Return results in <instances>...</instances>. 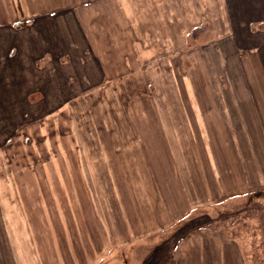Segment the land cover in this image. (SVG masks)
<instances>
[{"label": "rangeland", "instance_id": "1", "mask_svg": "<svg viewBox=\"0 0 264 264\" xmlns=\"http://www.w3.org/2000/svg\"><path fill=\"white\" fill-rule=\"evenodd\" d=\"M66 1L68 4H63ZM83 1L94 2L80 8V14L84 20L87 18V30L91 28L90 32H94L89 38L107 78H113V82L103 84L100 80V83H95L96 78L92 79L88 100H79L83 115L48 116L42 120H35L39 118L37 116H27L25 131L8 132L4 136L0 133V221L14 222L21 236L18 243L11 234L10 243L6 244L8 238L1 237L2 232L0 234V257H10L9 264H13L12 257L15 258L14 264H39L35 258V244L28 240V229L22 228L24 216L21 202L24 201L30 208L34 202L44 198L50 206L55 199L63 205L69 203L66 193V187L69 188L71 182L69 171L78 175H81L80 172L86 173L89 190L93 194L86 200L80 196L82 203L98 208L101 220L105 221L106 235L116 243L111 252L121 248L123 258L129 259L139 246L138 242L130 246L134 243L130 240L135 236L130 228L129 211L140 224H145L146 215L148 219L161 218L162 211L166 218V207L169 208V215L174 216L175 209L192 202L195 187L204 184L203 178L195 180L194 173L190 172L194 151L198 155L196 148H193L194 143H191L193 132L177 130V124H188V119L194 123L192 116L187 117L186 112L183 113V110L191 112L189 97L193 93V85L195 87L197 84L203 93H207L216 84L210 77L225 75L222 64L230 63L227 64L230 66L234 61L263 55L256 47L264 43V16L249 23L248 35L247 29L235 22L231 27L226 14L227 10L230 11L226 0H217L223 13L217 29L203 20L184 39L176 36L175 42L170 36L176 28L165 29L161 25V0H75L72 5L81 7L85 5ZM179 1L183 0H170V4L173 3L171 7L176 8ZM67 8L69 10V0H0V27L18 28L23 32L30 27H42L45 19L58 17ZM251 11L255 13L254 9ZM134 23L137 25L136 31L132 27ZM47 63L46 60L41 61V65ZM1 71L0 68V76ZM201 78L202 82L199 83ZM166 109L171 111V115L165 114ZM166 119L170 122L169 136L163 132ZM43 121L48 122L44 127L47 132L44 133L50 135L52 140L69 139L71 134L81 142L40 143V123ZM32 140L34 142L30 143ZM176 141L184 143V146L186 143L184 165L182 157L177 159L178 164L173 163L177 162L173 157L174 149L166 145L167 149L163 150L160 145ZM116 144L122 148V157L120 163L113 165L112 151ZM216 144L224 165L226 157L221 152L224 143ZM244 149L248 157V146ZM237 152L241 154L240 149L230 148V168H235ZM161 153L170 158V165L164 162ZM201 159L202 168L206 170V166L203 167L204 157L201 156ZM117 165H120L125 176L120 179L122 189L124 186L133 189L136 184L139 192L137 196L135 192L129 194L126 200L123 197L120 213L117 212L119 198L114 196V187L117 189L119 186V179L115 178L114 173V166L118 168ZM248 165L251 170L254 164L248 162ZM170 169L169 179L166 176ZM125 171L133 175L140 173L145 179L131 180ZM18 174L23 177L20 181ZM76 179L71 184L74 188L86 185L81 178ZM18 186L27 190V196H19ZM56 187L57 196H43L42 192ZM28 190L32 195H28ZM35 190L42 195L33 196ZM254 195L255 200H249L251 195H247L222 208L223 211H236L240 217L238 223L234 227L216 226L214 230L217 234L212 238L207 237L203 245L193 244L192 241L199 238L198 223L209 225V220H196L195 225H186L180 230L179 238L166 246L164 259L169 258V264H264V190ZM124 200L127 205H124ZM250 207L252 209L247 211ZM11 231L14 232L13 229ZM52 231V234L49 229H46V233L44 231L42 246L43 250L44 247L47 250L48 258L55 260L69 253V244L61 227ZM172 231L171 228L170 233ZM145 232L143 227L138 234ZM156 237L161 239V235ZM179 239L182 240L180 243ZM154 241V246L151 244L149 247H155L153 255L159 256L156 252L161 251V246L157 245L159 242L156 239ZM147 249V246L141 245L138 251ZM41 262L44 264L43 257ZM158 262L161 263L160 260Z\"/></svg>", "mask_w": 264, "mask_h": 264}, {"label": "crops", "instance_id": "2", "mask_svg": "<svg viewBox=\"0 0 264 264\" xmlns=\"http://www.w3.org/2000/svg\"><path fill=\"white\" fill-rule=\"evenodd\" d=\"M73 1L69 0V10L67 8L60 12L58 17H48L44 20L42 27H30L24 32L18 28L0 27V36L2 32V38H0V68L2 70L0 76V133L3 136L8 132L25 131L27 116H37L39 118L35 120H42L43 117L48 116L83 115V107L79 104V100H88L92 79L96 78L95 83H100V80L103 84L113 82V78H107L89 38V35L94 32L92 30L90 32L91 28L87 30L85 23L87 18L85 17L84 20V16L80 14L82 12L80 8L83 6L85 8L86 5L94 2L83 1L85 5L75 7ZM234 3L233 0H226L230 10L226 12L230 25L233 27L235 22L245 27L249 35V23L264 16V0H236ZM63 4L68 3L66 1ZM171 4L170 0H161L160 20L165 29L172 26L176 28L171 36L168 34L173 42L177 40L176 36L184 39L187 33L192 32L203 20L215 29L221 25V14L223 13L220 12L217 0H183L178 2L176 8L171 7ZM234 8L238 10L235 11ZM251 9H254L255 13ZM132 27L135 31L137 30L135 23ZM256 49L262 51L263 55L258 54L259 57L255 59H240L232 62L230 66L227 65L230 63L222 64L225 68V75L218 76L217 74L210 77V80L216 84L215 88L211 87L209 92L203 93L201 88L196 86L197 84L195 87L193 85V93L189 97L192 113L186 110H183V113L186 112L187 117L192 116L194 123H190L188 119V124H177L179 132H193L191 143H194L193 148H196L198 155H195L194 151L190 172L194 173L195 180L204 179L203 185L199 184L195 187V196L189 205L183 204L181 208L175 209L174 216L169 215V208L166 207V218L163 215L164 211L161 212L159 219L153 217L148 219L146 215L145 224L137 222L129 211L130 228L135 236V239L130 240L134 242H130V246L137 242L139 246H136L137 251L127 261L122 256L121 248L116 252H111L116 243L106 235L105 221L101 220L102 216L98 208L82 203L83 198L80 196L86 200L93 194L89 190L86 173L80 172L81 175H78V173L69 171L71 182H69V188L66 187L69 203L63 205L55 199L50 206L44 198L34 202L30 208L24 201L21 202L24 216L22 228L28 229V240L35 244V258L38 263L42 264L41 257H43L44 264H169V258L164 259L163 252L166 246L179 238L180 230L186 225L189 226L190 223L195 225L196 220H209V225H202L201 222L198 223L199 226L197 225L199 238H194L192 243L201 245L207 237L212 238L217 234L216 229L214 230L216 226H236L240 219L236 211H223L222 208L228 207L230 203L247 195L248 197L251 195L249 200H255L254 194L264 190V43L258 45ZM42 60L48 63L41 65ZM228 72L230 75H227ZM116 78L118 77H114ZM201 82L202 78L199 79V83ZM85 94L87 96L84 97ZM165 114L169 116L171 111L166 109ZM47 123L44 121L40 123V143L81 142L71 134H69V139L52 140L50 135L44 133L47 132L44 128ZM67 124L69 125V121ZM169 125L170 122L166 119L163 123V132L168 136ZM103 128L105 131V127ZM176 142L160 143V145L163 150L167 149L166 145L174 149V161L182 157L184 165L186 143L184 146V143ZM216 143H224L221 151L226 157L224 165L221 163V153L218 154ZM247 146L248 157L244 154V147ZM230 148H238L241 151V154L238 152L236 154L235 168L229 167ZM112 156L113 165L120 163V157H122L120 145L114 146ZM161 156L164 162L170 165V158H166L163 153ZM201 156L204 157L203 167L206 166V170L202 168ZM82 161L84 162L83 158ZM178 162L179 160L173 163L178 164ZM248 162L254 164L251 170ZM232 163L234 164L233 159ZM117 166L118 168L114 166V173L115 178L119 179V190L116 191L118 188L114 187V196L119 198L117 212L120 213L123 197L126 200L129 194L135 192L137 196L139 192L136 184L133 189L125 186L122 189L120 179L124 173L120 165ZM183 167L186 169L185 166ZM171 172L172 169L167 172L169 175L166 178H171ZM126 174L131 180L133 178L145 179L142 174L139 175L140 173L133 175L127 171ZM22 178L20 174L17 175L18 181ZM76 178H81L86 185H81L79 189L71 186L72 180H77ZM35 179L39 180L38 177ZM38 187L37 184L36 188ZM18 188L20 197L27 196V190L24 187L18 186ZM46 192H42L43 196H57V187ZM42 194L39 190H35L33 196L38 197ZM28 195H32L29 190ZM74 197H76L75 200ZM124 205H127L126 201ZM251 209L250 207L247 211ZM15 227L14 222L0 221V234L3 233L1 237L8 238L6 244L10 243L11 234H14L17 242L20 243L21 236ZM56 227L63 229L66 242L69 244V253L66 252L63 257L53 260L48 258V252L45 247L43 250L42 244H44V231L46 233V229H49L52 234V229ZM143 227L146 232L139 235ZM171 228L173 231L170 233ZM137 229L140 231L137 232ZM22 233L25 235L24 231ZM158 235H161V239L156 237ZM155 239L159 242L157 245L161 246L159 247L161 251L156 252L159 256L153 255L155 247H149L151 244L154 246ZM180 241L182 240L179 239V243ZM141 245L147 246L148 249L138 251ZM12 258L14 264L15 258ZM177 259H179L178 256ZM177 259L174 258V260ZM10 260V257L6 255L0 257L2 264H9ZM159 260L161 263L158 262Z\"/></svg>", "mask_w": 264, "mask_h": 264}]
</instances>
